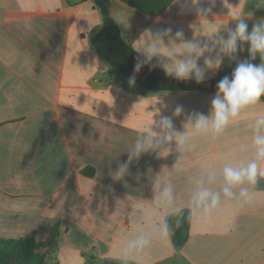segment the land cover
<instances>
[{
  "label": "crops",
  "instance_id": "0c3cea01",
  "mask_svg": "<svg viewBox=\"0 0 264 264\" xmlns=\"http://www.w3.org/2000/svg\"><path fill=\"white\" fill-rule=\"evenodd\" d=\"M105 2L123 40L149 66L177 77L169 69L194 59L208 88L147 91L112 70L91 42L102 26L95 0H0V238L44 241L57 227L50 264H264V178L250 189L253 203L240 207L234 188L236 197L221 193L206 220L191 201L207 170L251 158L240 145L250 143L264 98L216 138L194 134L193 124L198 114L211 116L216 81L251 57L247 41L228 54L216 38L234 30L233 11L242 12L249 31L264 22V0H172L157 15ZM251 62L264 60L257 53ZM165 117L171 129L163 128ZM166 132L172 140L129 161L137 142ZM89 167L91 176L82 172ZM184 209L188 237L175 249L165 218ZM140 236L150 244L130 249Z\"/></svg>",
  "mask_w": 264,
  "mask_h": 264
},
{
  "label": "clouds",
  "instance_id": "9594fccd",
  "mask_svg": "<svg viewBox=\"0 0 264 264\" xmlns=\"http://www.w3.org/2000/svg\"><path fill=\"white\" fill-rule=\"evenodd\" d=\"M208 3L215 4V0H208ZM201 11L206 10L201 9ZM232 18L237 21L234 30L230 31L227 39L216 38L215 43L221 45L219 49L221 53L235 54L240 47L238 41H247L250 44L248 50L251 57L239 62L230 77L225 76L218 82L216 85L218 91L211 101V116H205L204 114L196 116L193 124L194 134H210L213 138L218 137L243 109L255 106L260 102V98L264 96V62L258 65L251 62L256 58L257 53L264 60V22L254 24L251 31H249V25L243 19L241 11H233ZM178 34L182 35V33ZM204 47L208 51L212 50L207 45ZM196 49V42L187 46L189 52ZM212 63V61H209L210 65ZM214 63L218 67L221 60L217 59ZM140 67L141 64L138 63L136 69L139 70ZM169 72H174L177 77L181 78H192L194 76L197 82H202L205 79V70L191 58L179 63L174 69H169ZM130 82L134 83V77L131 78ZM182 110L180 106L175 109L177 113ZM162 124L166 130L171 129L173 126L170 117L163 118ZM250 131V143L240 145V151L251 150L250 159L236 163H226L219 169H209L207 170L206 179L201 178L196 181L197 187L192 193L191 201L194 206L202 209L201 219L206 220L221 205V193L225 198H235L237 194L234 193V188H239L238 204L240 207L253 203L254 196L250 189L258 183V179L264 178V170L260 168V162H264V114L255 117ZM172 139L171 132H166L164 135L157 137L154 142L153 135L149 134L144 141L136 143L129 156V161L132 157L139 156L141 152L158 147L164 141ZM187 140V136L177 137V142L180 145H184ZM127 167V163L122 164L115 173L116 178L121 177ZM213 184L218 186V191L206 186ZM164 197L169 201L172 199L170 188L164 189ZM164 234H167V225H165ZM149 244L150 240L147 237L140 236L129 245V248L138 247L143 249Z\"/></svg>",
  "mask_w": 264,
  "mask_h": 264
},
{
  "label": "trees",
  "instance_id": "16d2710c",
  "mask_svg": "<svg viewBox=\"0 0 264 264\" xmlns=\"http://www.w3.org/2000/svg\"><path fill=\"white\" fill-rule=\"evenodd\" d=\"M120 1L146 14L157 15L172 0ZM95 3L102 14V26L92 37L91 42L112 70L129 80L134 77V82L147 91L204 90L208 88V83L205 81L197 82L196 79L174 77L158 67L149 66L134 48L123 40L118 25L110 16L105 0H95ZM138 63L141 64L139 70L136 69ZM82 172L91 176L93 168H84ZM165 224L174 248L180 249L188 237L190 211L179 210L166 216ZM57 235V227H54L51 235L44 241H35L33 238H0V264H50L49 255L55 251ZM102 264L127 263L104 261Z\"/></svg>",
  "mask_w": 264,
  "mask_h": 264
},
{
  "label": "water",
  "instance_id": "95a60500",
  "mask_svg": "<svg viewBox=\"0 0 264 264\" xmlns=\"http://www.w3.org/2000/svg\"><path fill=\"white\" fill-rule=\"evenodd\" d=\"M215 87V84H210L209 85V88H214Z\"/></svg>",
  "mask_w": 264,
  "mask_h": 264
}]
</instances>
